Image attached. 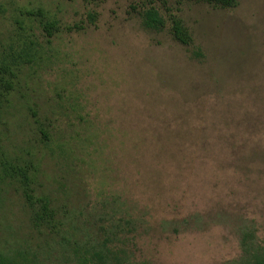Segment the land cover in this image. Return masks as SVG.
Returning a JSON list of instances; mask_svg holds the SVG:
<instances>
[{"label":"rangeland","instance_id":"1","mask_svg":"<svg viewBox=\"0 0 264 264\" xmlns=\"http://www.w3.org/2000/svg\"><path fill=\"white\" fill-rule=\"evenodd\" d=\"M137 1L0 0V54L21 12L40 6L62 25L98 12L96 26L50 43L33 30L42 58L22 68L0 109L1 149L32 160L34 187L78 224L103 223L115 200L143 217L138 260L222 264L239 254L238 216L264 239V0L232 9L183 1L191 47L144 29L130 9ZM184 217L180 233L162 228ZM39 243L20 184L0 165V247ZM41 257L65 264L54 248Z\"/></svg>","mask_w":264,"mask_h":264},{"label":"trees","instance_id":"2","mask_svg":"<svg viewBox=\"0 0 264 264\" xmlns=\"http://www.w3.org/2000/svg\"><path fill=\"white\" fill-rule=\"evenodd\" d=\"M183 1L205 3L217 9H232L239 3V0H138L130 4V9L139 16L144 29L158 33L167 31L173 40L191 47L192 33L180 15ZM21 17L20 20L16 19V38L0 54V109L20 82L22 68L42 58V46L34 29L40 30L46 42L50 43L61 31L78 32L96 26L98 12L88 11L85 20L65 25L40 6L21 12ZM23 19L31 23L30 33L23 25ZM190 52L194 58L202 57L199 48H192ZM259 122H262L261 118ZM40 133L47 141L46 131L41 129ZM0 154L2 178H16L19 182L29 211L30 224L40 242L35 247L29 244L12 249L0 247V264H46L41 256L52 248L65 264H149L148 261L138 260L135 253L137 238L141 231L146 233L148 229L143 217L123 209L115 200L109 205L110 211L102 216L103 223L97 224L95 228L94 225L86 227L85 224H78L75 213L69 211L65 204H57L51 194L38 192L34 187L37 168L32 160L13 162L5 157L1 145ZM193 217L202 218L201 215H190L188 219L192 220ZM188 219L162 220L161 225L162 228L170 229L171 233L178 234L181 231L178 225H186ZM235 220L239 254L222 264H264V239L259 237L254 221L240 216Z\"/></svg>","mask_w":264,"mask_h":264}]
</instances>
